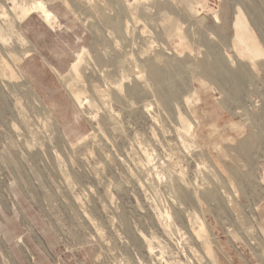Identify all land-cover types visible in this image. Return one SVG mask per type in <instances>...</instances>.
I'll list each match as a JSON object with an SVG mask.
<instances>
[{"label":"rangeland","instance_id":"374dc122","mask_svg":"<svg viewBox=\"0 0 264 264\" xmlns=\"http://www.w3.org/2000/svg\"><path fill=\"white\" fill-rule=\"evenodd\" d=\"M0 264H264V0H0Z\"/></svg>","mask_w":264,"mask_h":264},{"label":"crops","instance_id":"0c3cea01","mask_svg":"<svg viewBox=\"0 0 264 264\" xmlns=\"http://www.w3.org/2000/svg\"><path fill=\"white\" fill-rule=\"evenodd\" d=\"M234 27L238 28V30H240L243 34L247 35V37L252 36L251 29L248 27L247 21L241 11H239L238 16L236 17ZM253 44H254L253 47L256 53H261L262 49L259 43L257 42V40H255V38L253 40Z\"/></svg>","mask_w":264,"mask_h":264},{"label":"bare ground","instance_id":"6f19581e","mask_svg":"<svg viewBox=\"0 0 264 264\" xmlns=\"http://www.w3.org/2000/svg\"><path fill=\"white\" fill-rule=\"evenodd\" d=\"M39 7H40V6H39ZM40 8H42V6H41ZM43 8H44V7H43ZM33 9H34V8H33ZM44 10L46 11V9H43V11H44ZM40 11H41V10H40ZM41 12H42V11H41ZM42 16H43V15H42ZM47 16L50 17V15H47ZM45 17H46V16H44V18H45ZM48 17H47V21L50 20V18H49V20H48ZM51 18H52V16H51ZM137 22H138V21H137ZM126 31H127V30H126ZM126 33H127V32H126ZM152 64H154V63H152ZM149 67H151V65H150ZM149 67H148V68H149ZM149 69H150V68H149ZM152 69H153V67H152ZM150 70H151V69H150ZM153 71H156V70H153ZM156 73H157V72H155L154 75H156ZM17 74H18V73H17ZM156 76H157V75H156ZM19 78H20V77H19ZM155 79H156V77H155ZM85 104H86V103H85ZM85 104H84V105H85ZM83 107H84V106H83Z\"/></svg>","mask_w":264,"mask_h":264}]
</instances>
